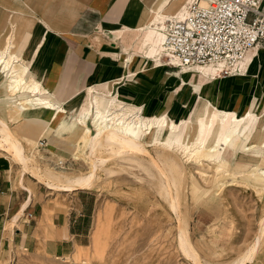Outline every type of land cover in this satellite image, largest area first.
Listing matches in <instances>:
<instances>
[{
	"label": "rangeland",
	"instance_id": "rangeland-1",
	"mask_svg": "<svg viewBox=\"0 0 264 264\" xmlns=\"http://www.w3.org/2000/svg\"><path fill=\"white\" fill-rule=\"evenodd\" d=\"M67 1L31 0V15L33 17L35 12H43L46 7L53 9L54 3L59 2L58 5H63V19L71 17V5L77 6L80 0ZM146 1L138 0L142 12L146 10ZM263 3L264 0H261V4ZM188 4L189 2L184 3L185 6ZM24 5L27 6L28 13V0H0V52L4 51L7 37L16 41L18 46L24 47ZM175 9L171 14L164 10L162 16L174 15L178 10ZM139 21L135 24L136 27ZM124 25L109 30L112 38L110 42L120 44L123 49L127 46L122 44L121 38L113 39V31L117 32ZM91 40L99 42L96 34H93ZM135 43L132 40L129 46H135ZM139 49L144 55L146 46ZM23 50V56L27 57L26 50ZM129 56L121 54L123 59ZM27 61L31 65L28 59ZM90 85L98 88L106 99L115 97V105L108 107L110 112L123 115L128 120H139L143 117L144 120L161 122L167 117L180 125L191 119L195 127L204 103L198 88L183 85L181 89H176V99L170 106L158 112H149L146 107L122 98L117 86L109 85L105 79ZM3 94L0 87V97ZM63 97L58 98L67 103ZM89 100V95L81 93L80 103L87 104ZM255 100L253 96L251 102L254 103ZM211 102L214 104L215 100L212 99ZM244 103L243 97L240 100L242 109ZM11 109L0 103V119L8 122L26 152H32L34 159L30 160L31 163L28 160L29 168L23 170L22 174L20 162H15L9 151L0 147V183L3 188L5 184L13 188L12 202L27 196L24 200L29 199L21 216L20 226L15 225L9 229L7 223L1 225L7 217L0 218V264H233L255 243L257 248L254 256L245 264H264V236L259 238L261 222L264 220V153H260L264 149L261 146L264 143L263 135L257 140L252 139L251 143L246 142L247 146L251 144L255 150L258 149L255 159L247 161L246 157H238L230 149L222 164L210 161L199 153L190 155L180 149L167 153L163 152L166 150L161 146L147 145L155 159L157 155L161 158L174 157V161L169 162L166 167L171 169L170 172L176 173H173L175 179L178 180L179 177L177 215L160 192L158 171L147 161L149 157L146 156L142 158V163L153 177L136 162L122 159L101 147L96 155L103 162L95 169L97 175L94 176L96 179L93 178L91 187L69 191L46 187L38 180V174L42 171L59 173L60 176H74L90 170L87 142L76 136H69L66 131L55 133V128L40 132L38 126L29 125L25 129V119L11 112ZM237 112L239 114L241 111ZM27 136L32 143L25 141ZM38 139L46 144L40 147L37 144ZM186 142H190L189 138ZM57 144L62 149H56ZM50 146L52 153L48 150ZM109 170L113 173L108 174ZM193 184L197 188L195 197L192 194ZM79 200L86 203L89 214L88 229L80 240H76V244L69 246V241L65 239L64 247L60 248V222L75 214L79 208ZM9 213L8 217L12 216V212ZM180 220L187 229L197 259L184 255L178 247ZM25 231L26 242H19V236L22 237ZM70 238L72 240L71 236Z\"/></svg>",
	"mask_w": 264,
	"mask_h": 264
},
{
	"label": "bare ground",
	"instance_id": "bare-ground-1",
	"mask_svg": "<svg viewBox=\"0 0 264 264\" xmlns=\"http://www.w3.org/2000/svg\"><path fill=\"white\" fill-rule=\"evenodd\" d=\"M147 1L146 10L143 11V17L139 21V25L137 27L136 25H124L122 29L113 33V39H116L118 35L122 39L124 46H129L132 40H135L136 48L146 46L143 56L151 59L153 66L160 67L165 60L174 63L176 62L174 56L165 50L164 28L168 20L181 19L187 12V6L184 3H191L192 0ZM66 2L68 1L66 0ZM69 2H72V0H69ZM174 9L176 10L174 15L162 16L164 10H168V14H171L170 12ZM23 49L24 47L18 46L16 41L7 37L4 51L0 52V87L4 92L3 96L0 97V103L4 107L12 108L11 112L13 111L16 115H20L25 119V129L26 126L31 125L38 126L40 132L54 128L55 133L66 131L69 136H76L81 140H85L89 149L88 155L91 166L86 173L74 176L61 174L63 176H60L59 173L55 174V172L51 171L40 172L38 180L48 188L69 191L74 188L91 187L94 183L92 181L96 179L94 176L97 175L95 169L103 162L101 157H97L96 151L103 147L122 159L136 162L139 167L152 176L150 170L142 163V158L145 156L149 157L147 161L157 169L159 174V176L157 175L159 178V190L170 209L177 213L178 200L176 198L179 191V177L178 180L175 179L174 175L176 173L170 172L171 169L166 167L169 162L174 161V157L161 158L157 155L155 159L147 149V145L161 146V148L163 147L166 150L163 152L167 153L174 152L176 149H180L190 155L199 153L200 156L218 164H222L225 161V155L230 149H233V154L236 153L238 157H246L247 161L256 158L255 155L258 149L255 150L251 144L247 146L246 142L251 143L252 139L257 140L260 135L264 136V117H262L258 126L256 117L257 111H264V102L259 103V96L255 97V102H251L241 114H238L237 107H233L231 104L221 105L215 94L216 84L221 78L222 73L220 71L223 68H228L232 77H235V74H239L241 71H243L244 75L250 74V69L255 61L253 55L255 48L246 50L241 58H237L231 63L220 59L217 62L181 67L184 75L191 76L193 82L190 85L199 89L200 95L204 100L199 112V118L196 120V124L194 123L195 127H193L191 119L183 121L180 125L175 124L167 117L166 119L164 117L161 122L151 121L148 118V120H144L143 117L139 120H128L123 115L119 116L118 113L110 112L108 107L115 105V97L104 98L100 90L90 84H87L84 90V93L90 97L87 104L79 102L81 94L74 95L66 101L67 103H64L54 94V78L48 76L46 72L40 73L38 69L29 65L27 58L23 56ZM192 66H194L193 69L187 68ZM207 86L211 87L209 95L204 94V89ZM67 94L70 95V91ZM212 99L215 100L214 104L211 102ZM133 107L131 106V108ZM187 138L190 141L188 144L186 142ZM25 141L29 144L32 143L28 136L25 137ZM261 146L264 148V143ZM0 147L9 151L15 162H20L22 174L23 170L29 168L28 160L30 162L31 159H34L32 152L29 154L26 152L21 140L14 134L8 122L2 118L0 119ZM48 150L52 153L51 146ZM261 152L264 153V149ZM32 163L34 164L33 161ZM111 173L113 171L109 170L108 174ZM262 177L264 178V172ZM196 189V185L193 184V197L196 196L194 194ZM28 202L29 199L24 201L20 210L11 217L9 222L11 228L18 225L24 210L28 206ZM181 220L179 221L177 232L178 247L184 255L197 259L196 252L187 234V229ZM260 231L259 238L264 236V220L261 222ZM256 248V243L249 246L244 254L233 264L249 262L254 256Z\"/></svg>",
	"mask_w": 264,
	"mask_h": 264
},
{
	"label": "crops",
	"instance_id": "crops-1",
	"mask_svg": "<svg viewBox=\"0 0 264 264\" xmlns=\"http://www.w3.org/2000/svg\"><path fill=\"white\" fill-rule=\"evenodd\" d=\"M31 4V0H28V13L27 6L23 7L22 40L26 58L40 73L46 72L54 78L57 97H63L70 91V95L63 97L64 101L83 93L87 84L105 79L109 85L117 86L122 98L146 107L149 112H158L176 99V89L193 82L191 76H182V70L167 64L166 60L156 67L151 59L143 56L139 48L127 46L123 49L120 44L110 42V28L122 24L134 26L142 19L143 12L138 0H80L77 6L71 5V17L64 19L63 5H58L59 2L54 3L53 9L46 7L41 13L35 12L33 17ZM93 34L98 36L99 42L91 40ZM119 38L117 35L116 39ZM121 54L130 57L123 59ZM253 55L255 61L249 75H244L243 71H237L241 74L236 73L235 77L230 73H222L216 84L215 94L220 104H231L241 111L240 114L251 104L253 96H259V103L264 102V45L257 46ZM210 92L211 87L207 86L204 94L209 95ZM243 97L244 109L240 104ZM256 113L258 126L264 111ZM55 148L62 149V146L57 144ZM6 186L3 188L0 183V218L7 217L1 225L7 223L10 229L11 217L20 210L28 196L12 202L13 188L11 185ZM9 212H12V216L8 217ZM88 215L85 201L79 200L75 214L60 222V248L64 247L65 239L69 241V246L80 240L88 229ZM20 221L17 226H20ZM25 233L19 236V242H26ZM67 235L68 238H65ZM262 259L264 261V254Z\"/></svg>",
	"mask_w": 264,
	"mask_h": 264
},
{
	"label": "built area",
	"instance_id": "built-area-1",
	"mask_svg": "<svg viewBox=\"0 0 264 264\" xmlns=\"http://www.w3.org/2000/svg\"><path fill=\"white\" fill-rule=\"evenodd\" d=\"M163 40L176 59L166 63L178 69L220 59L234 62L264 45V6L261 0H192L181 19L167 21ZM37 144L46 143L38 139Z\"/></svg>",
	"mask_w": 264,
	"mask_h": 264
}]
</instances>
